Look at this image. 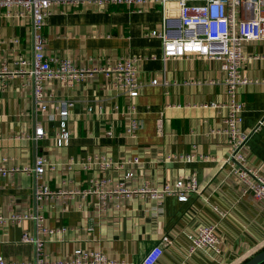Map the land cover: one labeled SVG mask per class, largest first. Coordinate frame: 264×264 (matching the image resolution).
Here are the masks:
<instances>
[{"label": "crops", "instance_id": "0c3cea01", "mask_svg": "<svg viewBox=\"0 0 264 264\" xmlns=\"http://www.w3.org/2000/svg\"><path fill=\"white\" fill-rule=\"evenodd\" d=\"M123 7L53 0L45 27L47 54L70 59L92 73L72 87L58 78L45 81L52 95L47 113L36 108L32 84L21 74L0 91V169L7 170L6 175L0 172V216L41 214L42 224L57 230L44 233L29 217L0 223V256L17 263L35 262V245L23 241L28 232L43 239L44 255L53 264L71 260L76 249L101 252L112 264H143L156 246L164 250L156 264H243L264 249V201L239 179L230 162L221 109L213 105L228 100L221 63L198 53L164 59L163 40L152 34L154 30L166 29L171 39L194 32L182 25L178 0H168L165 10L161 3H148L142 10ZM246 15L250 11L240 8L236 18L240 21ZM32 45L31 17L19 7L0 10V64L13 66L20 56L30 57ZM211 47L219 50L221 44ZM243 50L244 74L251 79L238 90L245 105L241 129L248 135L243 153L247 167L264 171V39L244 41ZM127 58L136 60L145 82L135 99L94 70ZM68 101H73L68 118L71 136L68 144L59 146L60 108ZM128 102L136 105L142 120L136 137L124 130ZM112 125L114 135L108 132ZM39 126L45 135L33 140ZM38 155L50 163L41 176L27 170ZM102 155L123 162V167L109 171L97 163L87 167L89 160ZM169 155L196 158L188 162L168 159ZM129 171L134 175L126 180ZM191 173L196 174L200 191L191 192L187 201L175 194L163 199L148 193L105 199L83 192L98 181L106 188L122 181L129 189L173 185ZM39 185H47L53 194L37 199ZM215 206L227 215L222 218ZM208 224L216 226L220 251L190 253L193 235Z\"/></svg>", "mask_w": 264, "mask_h": 264}, {"label": "built area", "instance_id": "2783aa9c", "mask_svg": "<svg viewBox=\"0 0 264 264\" xmlns=\"http://www.w3.org/2000/svg\"><path fill=\"white\" fill-rule=\"evenodd\" d=\"M103 9L113 6H125L130 10H142L148 3H161L163 10L166 9L168 0H88ZM53 0H0V10L12 7L21 8L22 13L32 19L33 45L32 55L30 57L20 56L13 66L7 63L0 64V91L5 89L10 78L16 75H23L32 84L34 103L36 108L42 113L48 112V104L52 95L45 89V81L58 78L68 87L79 83L87 74L92 73L90 69L80 68L73 61L67 58H56L47 54V36L45 27L47 18L50 14V7ZM180 7V19L186 29H192L193 35L171 39L166 33L154 30L153 35H158L163 40L164 59L171 57H181L188 53H198L207 58L216 59L221 63V68L225 73L224 84L227 88L228 100L225 103H214L220 108L222 114L223 127L221 132L227 136L231 146V159L234 172L239 179L247 185V188L260 200L264 201V171L261 168H249L246 165V158L243 149L246 146L248 135L241 129L243 122L244 103L238 98V90L242 85L251 81L244 74V63L247 55L243 50V43L247 40L264 39V0H206L204 3H190L189 0H178ZM243 9L244 13L250 11V15L244 16L240 21L237 20V10ZM166 26V20H165ZM218 42L221 44L219 50H212L211 44ZM101 71L109 83L121 91L130 99L137 98L143 86L137 69L136 60L127 58L118 61L113 66L100 67L94 69ZM158 83V79L152 81ZM73 101H68L60 108L59 129L56 133L57 144L59 146L69 143L71 131L68 128V118L70 107ZM117 109L118 106L116 105ZM93 107H89L92 111ZM54 115H51L52 118ZM124 120L128 122L125 125V132L131 137H136L142 127V120L137 116V108L133 102H128L125 106ZM161 126V123H160ZM108 132L111 135L116 134L115 125H112ZM45 135L43 126L36 129L33 140H37ZM180 159L184 161H193L195 155L186 156H168V159ZM97 163L102 170H114L123 167V162H117L104 155L89 160L87 167ZM50 165L45 156L38 155L35 159L32 170L36 175L41 176ZM4 175L7 170L0 169ZM133 171L125 175V179L132 178ZM200 184L195 173L188 177L179 178L173 185L163 184L156 187L145 185L143 188L129 189L122 181L112 188H106L102 181L95 183V186L83 191L84 194L99 193L103 198H120L123 195L131 196L141 193L149 194L150 197L163 199L166 195L175 194L180 201H187L191 192H199ZM53 191L47 185H39L36 188L37 199L48 197ZM216 212L223 218L227 211L215 206ZM32 218L40 226L44 233L53 234L57 230L45 227L43 216L36 215H11L9 217L0 216V223L10 221H21L23 218ZM23 241L33 243L38 254L35 262L17 263L9 261L0 256V264H53L44 255V241L41 238L34 237L28 232L23 233ZM198 250H211L214 253L220 251L219 238L216 234L215 225H200L192 237L190 253ZM161 246L154 247L144 258L143 264H156L163 255ZM101 252H85L82 249L74 251V257L68 261H62L58 264H112Z\"/></svg>", "mask_w": 264, "mask_h": 264}, {"label": "water", "instance_id": "95a60500", "mask_svg": "<svg viewBox=\"0 0 264 264\" xmlns=\"http://www.w3.org/2000/svg\"><path fill=\"white\" fill-rule=\"evenodd\" d=\"M263 263H264V249L243 264H263Z\"/></svg>", "mask_w": 264, "mask_h": 264}, {"label": "trees", "instance_id": "16d2710c", "mask_svg": "<svg viewBox=\"0 0 264 264\" xmlns=\"http://www.w3.org/2000/svg\"><path fill=\"white\" fill-rule=\"evenodd\" d=\"M118 7H119V8H124L123 6H118ZM119 8H118V9H119Z\"/></svg>", "mask_w": 264, "mask_h": 264}]
</instances>
